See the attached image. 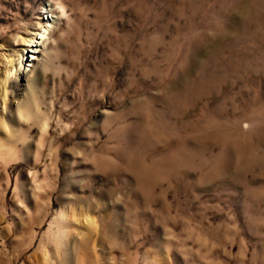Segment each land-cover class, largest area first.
Returning a JSON list of instances; mask_svg holds the SVG:
<instances>
[{"label": "rangeland", "instance_id": "1", "mask_svg": "<svg viewBox=\"0 0 264 264\" xmlns=\"http://www.w3.org/2000/svg\"><path fill=\"white\" fill-rule=\"evenodd\" d=\"M0 264H264V0H0Z\"/></svg>", "mask_w": 264, "mask_h": 264}, {"label": "bare ground", "instance_id": "2", "mask_svg": "<svg viewBox=\"0 0 264 264\" xmlns=\"http://www.w3.org/2000/svg\"><path fill=\"white\" fill-rule=\"evenodd\" d=\"M51 24L44 27V29H41L39 32L34 34V38L31 41L30 49H29V56H27V65L25 66H31V61L37 60V55L40 53V46L44 43V41L47 38V34L49 33V28H51ZM22 71H27L26 67L23 68Z\"/></svg>", "mask_w": 264, "mask_h": 264}]
</instances>
